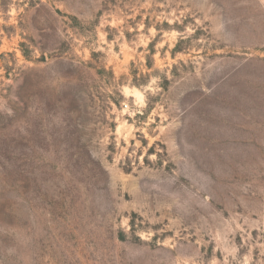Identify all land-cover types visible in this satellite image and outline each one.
Segmentation results:
<instances>
[{
	"label": "rangeland",
	"instance_id": "374dc122",
	"mask_svg": "<svg viewBox=\"0 0 264 264\" xmlns=\"http://www.w3.org/2000/svg\"><path fill=\"white\" fill-rule=\"evenodd\" d=\"M0 264H264V0H0Z\"/></svg>",
	"mask_w": 264,
	"mask_h": 264
}]
</instances>
